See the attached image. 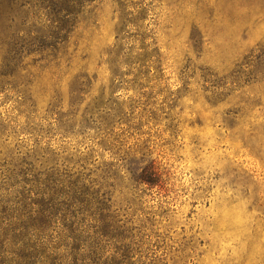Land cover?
<instances>
[{
  "label": "rangeland",
  "instance_id": "obj_1",
  "mask_svg": "<svg viewBox=\"0 0 264 264\" xmlns=\"http://www.w3.org/2000/svg\"><path fill=\"white\" fill-rule=\"evenodd\" d=\"M27 8L0 0V61L60 41ZM67 45V70L0 62V183L142 156L153 183L111 187L138 264H264V0H94Z\"/></svg>",
  "mask_w": 264,
  "mask_h": 264
},
{
  "label": "trees",
  "instance_id": "obj_2",
  "mask_svg": "<svg viewBox=\"0 0 264 264\" xmlns=\"http://www.w3.org/2000/svg\"><path fill=\"white\" fill-rule=\"evenodd\" d=\"M93 1L11 0L20 12L30 6L44 10V27L62 34L58 43L26 53L8 48L0 62L12 69L2 76L12 82V77H22L16 64L28 56H38L33 64H42L52 73L60 65L69 69L75 56L67 52V43ZM125 22L131 21L123 17L119 24ZM75 93L87 92L70 91ZM70 103L78 107L79 102ZM39 150L35 149L37 156ZM120 157L96 165L89 154L63 157L62 164L45 158L36 168L25 163L1 176L0 264H138L129 227L111 209V187L115 181L152 184L157 174L152 160Z\"/></svg>",
  "mask_w": 264,
  "mask_h": 264
}]
</instances>
